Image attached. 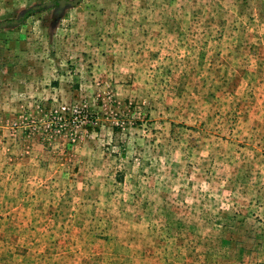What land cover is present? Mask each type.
Here are the masks:
<instances>
[{
  "label": "rangeland",
  "instance_id": "rangeland-1",
  "mask_svg": "<svg viewBox=\"0 0 264 264\" xmlns=\"http://www.w3.org/2000/svg\"><path fill=\"white\" fill-rule=\"evenodd\" d=\"M61 1L0 0V264H264V0Z\"/></svg>",
  "mask_w": 264,
  "mask_h": 264
},
{
  "label": "water",
  "instance_id": "water-1",
  "mask_svg": "<svg viewBox=\"0 0 264 264\" xmlns=\"http://www.w3.org/2000/svg\"><path fill=\"white\" fill-rule=\"evenodd\" d=\"M79 1L80 0H76V1H74V2H71V1H65V0H62L61 2H60V4L61 5H66V4H69V5H78L79 4Z\"/></svg>",
  "mask_w": 264,
  "mask_h": 264
},
{
  "label": "trees",
  "instance_id": "trees-1",
  "mask_svg": "<svg viewBox=\"0 0 264 264\" xmlns=\"http://www.w3.org/2000/svg\"><path fill=\"white\" fill-rule=\"evenodd\" d=\"M35 11H37V10H36V9L29 10V11L27 12V15H29L30 13L35 12ZM25 17H26V16H25Z\"/></svg>",
  "mask_w": 264,
  "mask_h": 264
}]
</instances>
